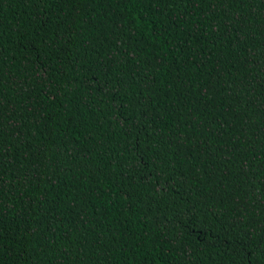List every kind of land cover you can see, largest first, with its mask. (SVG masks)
Wrapping results in <instances>:
<instances>
[{
  "label": "trees",
  "instance_id": "trees-1",
  "mask_svg": "<svg viewBox=\"0 0 264 264\" xmlns=\"http://www.w3.org/2000/svg\"><path fill=\"white\" fill-rule=\"evenodd\" d=\"M0 264H264V0H0Z\"/></svg>",
  "mask_w": 264,
  "mask_h": 264
}]
</instances>
